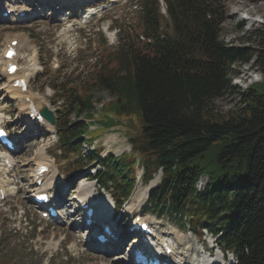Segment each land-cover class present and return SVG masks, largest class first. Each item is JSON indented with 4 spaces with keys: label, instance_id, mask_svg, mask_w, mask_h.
Here are the masks:
<instances>
[{
    "label": "trees",
    "instance_id": "1",
    "mask_svg": "<svg viewBox=\"0 0 264 264\" xmlns=\"http://www.w3.org/2000/svg\"><path fill=\"white\" fill-rule=\"evenodd\" d=\"M141 1V48L124 39L113 58L74 85L49 78L66 111L58 118L57 161L72 172L95 160L97 151L80 152L90 143L83 137L95 114L134 116L138 130L129 140L141 156L143 182L162 174L149 209L195 235L201 228L219 235L237 264H264V78L241 93L232 84L233 68L253 58L264 74V49L255 56L220 40L224 0H163L171 34L163 28L159 0ZM95 89L110 96L99 109ZM227 94L238 95L242 105L223 114L214 101ZM115 120L102 125L117 126ZM133 164L110 155L97 173L100 185L112 184L117 206L133 187ZM203 177L208 184L198 191Z\"/></svg>",
    "mask_w": 264,
    "mask_h": 264
},
{
    "label": "rangeland",
    "instance_id": "2",
    "mask_svg": "<svg viewBox=\"0 0 264 264\" xmlns=\"http://www.w3.org/2000/svg\"><path fill=\"white\" fill-rule=\"evenodd\" d=\"M18 1L23 2V0H14L16 3ZM141 2V0H131L126 3H118L112 6L105 5L106 8L101 10L99 14H95L88 22L87 26L78 25L77 22H75L78 20L77 17L70 19L69 22L73 23V27H71L72 31L69 34L70 44L57 42L55 37L56 31L64 24H61L59 21V15L61 13H58L52 18L49 8L44 9L45 11L39 19L20 22L15 26H8L7 24L1 23L0 54L6 36V40H10L13 36H17L25 40L24 42L28 41L30 45L33 44L34 48L31 46L30 49H26L27 47L24 44L23 47L25 48L21 47L23 48L22 52L27 58L33 56L34 49L38 52V72L32 76L30 81L31 88L34 91L32 92L42 100L43 106H48L51 110L57 111V116L61 119H65L63 113L59 114L60 110L63 111L62 101L58 100L56 103H53L55 93L47 87L49 86V78L53 80L58 77H65L66 79H72L74 85L76 77L82 76L86 78L92 76L108 55H110L109 58H113L118 53V49L121 47L124 39L131 42L132 45L141 48L143 46L141 43L144 42L141 39L142 31L139 10ZM36 4L39 5L38 3ZM159 6L161 8V1ZM223 6L224 21L221 25L220 40L228 47L234 48L235 50L249 49L251 52H255V56H257L259 52L264 49V0H224ZM165 18L166 19H164L162 23L163 28L168 34H171V25L167 17ZM58 23L61 24V26H59ZM56 24L57 26H55ZM105 24L111 28V31L116 33L114 43H107L105 39ZM89 32L91 34L87 36ZM255 32H259V34L262 35H255ZM85 37L86 40L83 39ZM87 37L89 39H87ZM255 62L256 59L253 58L249 64H238L233 68L235 76L232 80V84L237 87L240 93L244 92L252 84L262 82L264 78L261 69L254 65ZM28 67L29 62L27 68ZM2 83V80H0V85ZM93 95L95 99L99 98L102 100L101 103L95 105L97 108H99L103 102L110 100V96L100 89H95ZM11 99L12 100L7 99V101L13 104L12 106L15 109H19V102H17L15 98L11 97ZM241 105L240 97L232 94L224 95L214 101L216 110L223 114ZM112 116L113 119L116 118L115 122H117V126L105 128L102 122L109 120L107 116L104 115V113L95 114L93 120H91L92 122L88 133V137L91 138L93 142L91 144L86 142L80 152L86 156L96 149L99 151L100 158H107L110 155L114 157L124 156L126 160H140V164H142L141 156L131 151L129 140L131 136L137 133V120L134 116L129 119ZM68 120L72 122L74 119L70 116ZM17 127H20L18 123L15 124V129H17ZM10 128L13 127L11 126ZM40 133L42 136L39 135V138H35V140L32 139V141H34L31 142L32 147L25 151V144V146H22L24 152L12 154L18 172L21 174H18L16 177V186L18 187L17 195L15 198H11L10 201L4 203L0 208V264H107V259L105 261L103 257L100 258L94 247L89 246L87 242L83 243L85 239L88 238V234L85 228L80 225L81 220L76 217V215L75 217H71L72 220H70L68 214V219L66 218L65 221H63V226L62 224H55L51 221H42L38 218V210L36 207H33L32 204L27 201V197L30 194L29 192L32 189L30 185L31 179H29L32 175V167L28 165L27 160L39 144H43L47 147V154L49 157L51 156V158L56 151V144L52 141L51 135H47V133L43 131ZM94 162H92L90 166L97 165L98 162L96 164ZM54 168L58 169L60 173L54 178L52 186L49 188L54 194H56V192L58 194L62 188H65L66 190L63 192L64 198L75 194L74 189H77L80 183L79 179L85 177L83 174L88 170L93 172V170H90L91 167L87 166L83 171L73 172V170L71 173V169L68 168L66 162H61V164L54 162ZM132 169L136 170L134 165H132ZM9 177L12 178L11 176ZM155 179L156 178H154V180ZM82 180H84L85 183H95V181L87 182L86 179ZM76 181H78V184H75ZM206 184H208V179L205 177L201 178L198 183L199 190H202ZM153 187L154 186H152V188ZM135 189L138 192L135 195L134 206L136 205L139 207L140 204L137 194L147 192L149 186H142L139 177H137ZM72 200L71 198H67L66 202ZM110 206L111 205H109L107 210H110ZM139 210H143V205L139 207ZM69 211L70 215H73L74 212L72 211H74V209H70ZM143 211L150 212L149 207L146 205ZM119 216H121L119 220L122 219L123 227H127L128 222L131 220L122 214V210ZM75 218L79 220L74 221ZM117 218L118 216L115 217L114 223ZM12 219L15 220V223L12 222ZM173 219H157L159 222L156 226L157 230L160 232L170 228L171 224L177 225ZM26 220L29 221L27 225H25ZM154 223V225L157 224L155 221ZM185 230V244L189 243L192 252L193 247L191 244L194 246L196 252H202L201 244L203 239L195 238ZM54 242L57 243V247L52 251L49 249V245ZM174 244L176 245L175 242ZM208 244L210 245V242ZM68 245L72 251L75 252L72 248L73 245H76L80 251H78V253H73L68 249ZM184 246L182 245L179 247L177 245V248L180 251ZM204 248H208L206 243ZM98 252L102 251L99 250ZM103 261L105 263H103ZM128 263H130L129 260ZM113 264L119 263L115 261Z\"/></svg>",
    "mask_w": 264,
    "mask_h": 264
},
{
    "label": "bare ground",
    "instance_id": "3",
    "mask_svg": "<svg viewBox=\"0 0 264 264\" xmlns=\"http://www.w3.org/2000/svg\"><path fill=\"white\" fill-rule=\"evenodd\" d=\"M57 1L60 2L59 6L64 5L62 3L63 0H57ZM45 2L48 3V4H53L54 3L53 0H46ZM45 2L41 1L40 5L42 7H45L46 6ZM72 2L82 3L83 0H70L69 1V3H72ZM74 5L75 4H72V6H74ZM1 7H0V12H4V11L6 12V11H9L11 9L15 13L13 15L10 14L11 16H10V18H8L9 21H18L17 18H16V14H18V12H20L22 10H25V11L29 10V7H27L26 5L7 4L5 8L2 7L3 9H1ZM51 9L53 10V12L51 13L52 14L51 17L54 18L58 14L59 10L57 8H53V7ZM28 18H30V17H28ZM82 18L83 17H81V19ZM81 19H79V21H81ZM22 20H24V19H22ZM2 21H3V19H2ZM55 26H57V24ZM70 32L71 31H70L69 25L62 26L56 32L57 41L59 43L68 42V40H70L69 39ZM9 35H11V34H9ZM109 36H112V34H109ZM6 39H7V36H6L5 40L3 41V48L4 49L2 48V52L0 54V77H2V79H4L3 80L4 84L2 86H0V96L3 97L2 100L5 103L4 105H2L1 108L3 109L9 103L8 101L4 100V98H8L9 100H12L11 97L15 98L17 100V102H19V104H20L21 108H19L18 111L21 113L22 117L23 118L25 117L26 120H28V122L32 123L26 117V115H28L29 112H30L29 103H32L34 105V108L37 111H39L41 109V107H42V100L39 97H37L36 94H33L32 90L30 89V85H26L25 92H22L20 90V88L12 87L11 84H12L13 80L20 79V78L27 80L28 83L30 82L32 75H34V73H36L37 70H38V68H37V65H38V63H37L38 53L34 49L33 56H31V58H27L24 55V53L22 52V50H23V48H25V47H23V44L26 45V47H27L26 49H30L31 48L32 45H30L28 41L24 42L25 40H23L21 37H17V36H13L10 40H6ZM12 41H18L17 46H16L17 54H16V57H13L11 60H6L4 58V55H5L6 51H7V46ZM21 47H23V48H21ZM9 62L12 63V64L14 62H17L16 65L18 67L17 68L18 70L12 76H9L6 73L7 64ZM28 62H29V67L27 68ZM25 84H26V82H25ZM4 121L8 122V121H10V119L4 113L0 112V125ZM30 123H29V127L28 128L30 130L35 129L33 124H30ZM40 125H42L45 128L46 132H52L53 131V129L47 124L46 121H42ZM40 135H41V133H40ZM30 146H32V144ZM5 160L9 161V163L12 164L15 172H18V171H16V162L12 159V157L10 156V153L9 152H4V153L0 152V171L3 173V174H1L2 177L0 176L1 177L0 187L3 188L2 189V193L4 194V198L5 197H12V196H14L16 194V190H15L16 188L11 186V184L14 183L15 181L12 180V179L6 178V175L10 172V169L5 166V164H4ZM27 163H28L29 166L32 167V172H31L32 173V175H31L32 178L35 177V174H36V171H37V167L39 165L46 164V165L50 166V172L45 173L43 175V179L44 180H43V183H42L41 187L37 188L33 184L36 187V189H38L36 191L41 192L43 190L44 192H47L49 190V187H50V184H51L52 180L54 179V177H56V170H54L53 165L51 164V162L48 161V158H47V155H46L45 146L39 144L36 147V149L33 150L31 157L27 160ZM1 166L5 167V168H2ZM156 176L154 177L156 179L154 180V178H153V180L151 181L150 185H146V186H149V189L150 188L152 189V186L155 187V184L157 185L159 183L160 176L159 175H156ZM82 179H86V181L89 182L87 177H84ZM82 179H79L80 180L79 184L77 183L79 180L75 182V184L76 183L78 184L77 189H74L76 196H71V197H67V198L73 199L72 201H74L75 199H83L85 201V203H87V204L89 203L95 208H100V210L104 211L105 213H112L111 206H110V210H107L109 205H112V201H111L110 197L108 195H105V194L100 195V196L99 195H95V190L93 189V187H95V185L91 184L93 182L85 183L84 180H82ZM68 188H70V187H68ZM135 188H136V186H135ZM135 188L133 190V193H132V196H131L129 202L126 203L125 206H124L123 212L125 213V215H132L135 212V208L137 207L136 205L134 206V204H135V200H134L135 199V195L138 192V191H136ZM149 189H147V192H148ZM65 190H66L65 188H62L58 194L56 192V194H55V200L56 201H64L66 203V199L67 198L63 197L64 196L63 192ZM39 192H37V193H39ZM147 192H143V193L137 194L138 195V202H139L140 205L147 199V194H148ZM106 197H108L109 200ZM68 203H69V201H67V204ZM141 221L148 222V224H150L151 226L155 224L154 220L151 217H148V216H144L141 219ZM108 227H109V232L111 234H115V235L119 234V244L120 245L121 244H126V240H127V238H129V236L131 234L129 231L120 230L118 225L116 223H114V222L109 224ZM170 236H172V244L169 243L171 241V237ZM173 237L175 238V240H174ZM108 241H110L109 238H108ZM129 241H128V243H129ZM86 242H87V244L89 246H92V247H96L97 246V243L94 242L91 237H89L88 239H85V241L83 243H86ZM141 242H142L141 238L138 240L135 237L133 239V241H131V243H132L131 246L140 247ZM174 242L176 243V245L174 244ZM185 242H186L185 234L183 232H180V231L175 230V229H167V230L161 231V232H159L157 234H154V236L152 237V240H151V244L154 246L155 253H160V254H162V256H164L165 254L163 255V253L165 251V249H164L165 244L172 249L171 254L168 255V259H169V261L171 263H174V264L178 263L180 261H186V259H189L190 251L192 252V250H191V247H190L189 243L185 244ZM184 244H185V246H184ZM177 245L179 247H181L183 245L184 247H182L180 249V251H179V249L177 248ZM75 246L76 245L72 246L73 250H75L74 249ZM49 247H50L49 249H51L53 251L54 249H56L57 243L54 242L53 244H50ZM102 247L104 248L105 245H103ZM130 249H131V247H129L128 251H126V252H125V249H124L125 254H124V252H116L114 254V256H112L110 258H106L101 253H97V255H99L100 258H102V257L105 258V261L107 259V261H108L107 264H110V262H111V264H113V262H115V261L117 263H119V264H131V258L129 259L127 254H126V253L130 254V252H131ZM91 250H93V249H91ZM181 250H183V251H181ZM99 256H97V257H99ZM120 257H122V258H120ZM197 258L198 259H194L193 260L197 264H221L220 255L219 254H217L214 257H208L207 255H202L201 256L199 254L197 256ZM128 260L130 261V263H128ZM103 263H105V262L103 261Z\"/></svg>",
    "mask_w": 264,
    "mask_h": 264
},
{
    "label": "water",
    "instance_id": "4",
    "mask_svg": "<svg viewBox=\"0 0 264 264\" xmlns=\"http://www.w3.org/2000/svg\"><path fill=\"white\" fill-rule=\"evenodd\" d=\"M40 114H41L44 118H46V119L49 121V123H50L51 125H54V124H55L54 116H53V114H52L50 111H48L47 109H43V110L40 112Z\"/></svg>",
    "mask_w": 264,
    "mask_h": 264
}]
</instances>
